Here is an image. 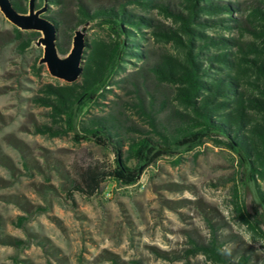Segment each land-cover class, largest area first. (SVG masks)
<instances>
[{
    "label": "trees",
    "instance_id": "obj_1",
    "mask_svg": "<svg viewBox=\"0 0 264 264\" xmlns=\"http://www.w3.org/2000/svg\"><path fill=\"white\" fill-rule=\"evenodd\" d=\"M231 1L33 0L35 10L46 8L40 16L57 32L60 56L70 51L77 28L92 24L106 32L86 41L83 72L75 82L55 79L32 98L48 119L34 125L35 134L70 137L113 155L112 166L93 161L76 171L70 178L76 191L93 196L106 180L133 185L161 157L180 160L211 141L235 156L241 182L254 185L261 211L248 213L237 200L234 207L252 235L264 240L259 185L264 182V0ZM10 2L27 13L29 0ZM12 32L20 52L40 37L16 27ZM153 43L171 51L158 53ZM110 96L115 99L106 103ZM22 165L30 164L23 158ZM210 227L211 239H192L190 254L202 253L215 264H264L250 252L223 250L217 229ZM0 243L21 247L24 242L0 237Z\"/></svg>",
    "mask_w": 264,
    "mask_h": 264
},
{
    "label": "rangeland",
    "instance_id": "obj_2",
    "mask_svg": "<svg viewBox=\"0 0 264 264\" xmlns=\"http://www.w3.org/2000/svg\"><path fill=\"white\" fill-rule=\"evenodd\" d=\"M245 1L250 0L231 2ZM13 27L0 12V237L24 243H0V264H111L112 257L124 264H215L187 251L192 239H211V224L226 252L264 258V240L252 235L234 207L237 200L248 213L261 211L255 187L241 182L235 156L211 141L180 160L161 157L133 185L106 180L93 196L76 191L70 183L76 171L93 161L112 166L113 155L70 137L34 133V125L48 119L32 98L56 78L45 65L34 72L43 47L34 42L20 52ZM82 32L86 41L106 33L92 24ZM152 49L171 51L164 43H153ZM259 185L264 192V182ZM107 189L110 197L104 196Z\"/></svg>",
    "mask_w": 264,
    "mask_h": 264
},
{
    "label": "water",
    "instance_id": "obj_3",
    "mask_svg": "<svg viewBox=\"0 0 264 264\" xmlns=\"http://www.w3.org/2000/svg\"><path fill=\"white\" fill-rule=\"evenodd\" d=\"M45 10V7L35 10L33 0H29L27 13L21 14L14 9L10 0H0V12L14 27L42 34L36 44L43 47L40 62L46 66L48 73L64 82H75L82 75L85 63L83 52L87 45L82 32L84 26L81 30H74L70 51L65 57H60L56 46L57 32L40 16Z\"/></svg>",
    "mask_w": 264,
    "mask_h": 264
},
{
    "label": "built area",
    "instance_id": "obj_4",
    "mask_svg": "<svg viewBox=\"0 0 264 264\" xmlns=\"http://www.w3.org/2000/svg\"><path fill=\"white\" fill-rule=\"evenodd\" d=\"M112 195V190H106L105 193H104V196L105 197H110Z\"/></svg>",
    "mask_w": 264,
    "mask_h": 264
}]
</instances>
